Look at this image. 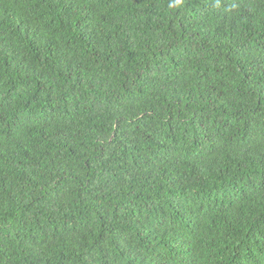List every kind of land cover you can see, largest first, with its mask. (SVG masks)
I'll return each instance as SVG.
<instances>
[{
  "label": "trees",
  "instance_id": "1",
  "mask_svg": "<svg viewBox=\"0 0 264 264\" xmlns=\"http://www.w3.org/2000/svg\"><path fill=\"white\" fill-rule=\"evenodd\" d=\"M0 264H264V0H0Z\"/></svg>",
  "mask_w": 264,
  "mask_h": 264
}]
</instances>
